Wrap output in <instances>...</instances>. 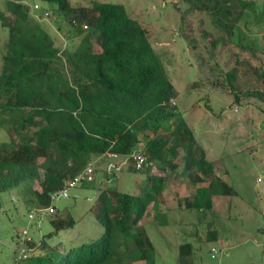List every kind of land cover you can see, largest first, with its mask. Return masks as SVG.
Returning <instances> with one entry per match:
<instances>
[{
	"label": "trees",
	"instance_id": "16d2710c",
	"mask_svg": "<svg viewBox=\"0 0 264 264\" xmlns=\"http://www.w3.org/2000/svg\"><path fill=\"white\" fill-rule=\"evenodd\" d=\"M41 1L46 5L31 9L6 0L0 10V23L7 29L0 55V123L14 128L15 134L24 131L0 147V193L23 183L29 212L52 206L54 211L46 214L55 213L54 194L92 161L94 179L79 183L96 191L92 210L102 231L95 239L68 244L41 234L36 242L28 234L21 257L35 258L27 264H156L155 248L140 221L152 205L155 221L167 223L168 210L158 207L164 201L166 171L178 168V157L182 175L194 171L191 182L210 177L185 198V208L206 212L212 196L230 195L233 189L197 147L177 111L174 86L147 30L122 4ZM234 2L246 5L245 0ZM202 5L207 7L202 2L197 7ZM47 10L61 35L52 33L43 20ZM58 19L67 23L66 29ZM136 151L146 157L143 168L150 172L144 189L128 193L103 186L114 182L128 162L140 170L131 157ZM106 152L118 156L105 157ZM118 157L127 161L119 165L123 159L115 161ZM99 159L105 161L103 167ZM110 163L114 166L108 169ZM46 214L33 219L39 225ZM50 220L56 234L76 223L67 213ZM216 237L215 229L208 231V240ZM36 248L39 252L31 254ZM190 249L189 243H182L178 258Z\"/></svg>",
	"mask_w": 264,
	"mask_h": 264
},
{
	"label": "rangeland",
	"instance_id": "374dc122",
	"mask_svg": "<svg viewBox=\"0 0 264 264\" xmlns=\"http://www.w3.org/2000/svg\"><path fill=\"white\" fill-rule=\"evenodd\" d=\"M5 1L0 0V10ZM14 1L31 9L39 8L36 4L46 5L41 0ZM92 1L70 0L73 5ZM96 1L122 4L145 27L174 86L179 115L216 175L233 189V194L212 196V207L206 212L185 208V198L206 185L210 177L202 175L204 182H191L194 171L182 175L183 163L178 157V168L166 171L164 201L158 207L168 210L167 223L155 221L152 205L140 221L155 248L156 264H264V0H245V7L233 0L227 6L223 0ZM201 2L207 7L198 8ZM50 14L47 10L43 20L52 33L61 35ZM58 22L66 29L64 20ZM6 37L7 29L0 23V55ZM13 129L0 123V147L24 132L15 134ZM102 160H98L99 167L105 164ZM149 173L146 168L134 170L128 162L113 184L103 186L140 193ZM22 184L0 193V264L35 260L33 256L27 260L21 257L24 239L20 233L25 229L36 242L40 234L63 244L99 237L102 227L92 210L96 191L80 183L70 188L67 198L53 199L56 212L46 214L38 225L28 217ZM66 213L76 223L56 234L50 219ZM214 229L217 237L208 240V231ZM182 243H189L191 249L179 259Z\"/></svg>",
	"mask_w": 264,
	"mask_h": 264
},
{
	"label": "built area",
	"instance_id": "2783aa9c",
	"mask_svg": "<svg viewBox=\"0 0 264 264\" xmlns=\"http://www.w3.org/2000/svg\"><path fill=\"white\" fill-rule=\"evenodd\" d=\"M105 157H117L118 155L116 153L112 152H106L104 154ZM132 160L134 162V166L136 169H142L147 165L146 157L142 155L139 151L131 153ZM127 161L126 158H124L121 164H124ZM114 166V164L110 163L108 166V169L110 167ZM93 179V162H89L82 173H80L78 176L73 178H68L64 181L62 187L54 194V197L56 198H67L68 197V191L70 188L76 186L81 180L91 181ZM54 208L52 206L46 207V208H36L29 212V218H35L37 215H42L46 213H50ZM21 238L29 240V235L27 230L21 231Z\"/></svg>",
	"mask_w": 264,
	"mask_h": 264
},
{
	"label": "crops",
	"instance_id": "0c3cea01",
	"mask_svg": "<svg viewBox=\"0 0 264 264\" xmlns=\"http://www.w3.org/2000/svg\"><path fill=\"white\" fill-rule=\"evenodd\" d=\"M115 159H119V157L118 158H115ZM119 161V160H118Z\"/></svg>",
	"mask_w": 264,
	"mask_h": 264
}]
</instances>
